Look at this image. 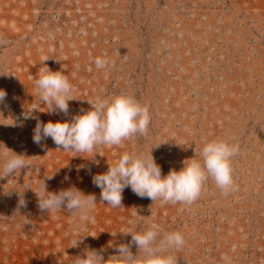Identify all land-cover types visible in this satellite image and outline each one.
<instances>
[{
	"label": "rangeland",
	"instance_id": "374dc122",
	"mask_svg": "<svg viewBox=\"0 0 264 264\" xmlns=\"http://www.w3.org/2000/svg\"><path fill=\"white\" fill-rule=\"evenodd\" d=\"M98 56L109 61L103 69L94 63ZM47 67L74 86L67 114L39 102L34 81ZM0 88L7 92L0 150L30 162L0 178V264H71L90 250L114 264L108 259L120 244L139 252L121 232L152 223L161 235L183 233V248L165 250L177 264H264V0H0ZM121 93L148 107L143 136L99 146L102 155L93 157L57 148L50 137L33 142L38 121L71 120L91 108L88 100ZM33 105L42 111L25 119ZM218 138L239 145L236 187L228 194L211 178L190 205L154 202L125 188L122 207L111 208L92 181L125 151L152 152L166 175ZM43 180L50 192L75 186L95 195V224L85 229L66 210L41 211L30 188L19 207L11 188L39 190ZM77 232L86 236L69 246Z\"/></svg>",
	"mask_w": 264,
	"mask_h": 264
},
{
	"label": "clouds",
	"instance_id": "9594fccd",
	"mask_svg": "<svg viewBox=\"0 0 264 264\" xmlns=\"http://www.w3.org/2000/svg\"><path fill=\"white\" fill-rule=\"evenodd\" d=\"M78 54L74 52V55ZM47 59L46 57L43 61ZM94 63L98 69H103L109 61L98 56ZM34 86L40 104L47 105L46 111L49 112L67 114L69 101L76 99L73 95L74 86L63 71H52L48 67L42 69L38 78H35ZM6 96V90L0 88V103L4 102ZM88 102L91 108L74 115L71 120L47 123L38 121L33 132V142L40 144L43 138L50 137L57 148L72 151L82 157L83 153H91L93 157L97 153L102 155L96 150L99 146H122L125 140L143 136L150 126L148 107L131 95L121 93L112 97H98L95 102ZM37 110L42 111L39 106L33 105L25 113V119L32 118L31 113ZM167 141L163 140L153 147H159ZM238 154L239 145L235 143L223 138L208 140L201 149L196 150L195 156L198 159H186L179 170L172 169L162 175L161 167L156 163L152 152L144 154L125 151L114 163L109 164L106 172L94 175L92 181L101 189V199L111 208L122 207L125 188H131L137 196L147 197L154 202L159 199L165 203L190 205L200 197L209 178L225 194L235 190L232 160ZM0 161V178L13 176L18 170L30 167V162L24 155H13L6 150H0ZM47 178L52 179L53 174L47 175ZM29 188L35 192L41 211L54 214L66 210L70 213V222L79 221L85 229L88 224H95V195L85 194L75 186L50 192L43 180L39 190H34L30 185H24L23 190L11 188L19 194V207L26 206L24 191ZM116 233L112 235L115 236ZM121 233H130L132 242L138 247V254L143 255H133L128 245L120 244L117 254L108 259L114 264H137L140 258L145 264H177V259L165 254V250H179L185 245L182 232L170 231L161 235L160 226L155 223L143 231L129 229ZM75 235L77 238L71 240L69 246H77L86 236H80L79 232ZM71 264H105V261L99 252L90 250L84 257H74Z\"/></svg>",
	"mask_w": 264,
	"mask_h": 264
}]
</instances>
